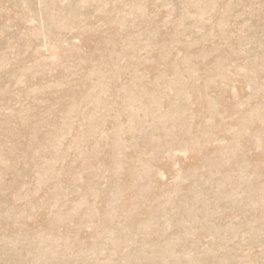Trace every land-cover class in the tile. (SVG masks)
I'll return each mask as SVG.
<instances>
[{"label":"rangeland","instance_id":"rangeland-1","mask_svg":"<svg viewBox=\"0 0 264 264\" xmlns=\"http://www.w3.org/2000/svg\"><path fill=\"white\" fill-rule=\"evenodd\" d=\"M0 264H264V0H0Z\"/></svg>","mask_w":264,"mask_h":264}]
</instances>
